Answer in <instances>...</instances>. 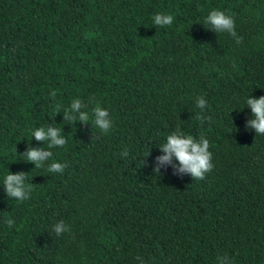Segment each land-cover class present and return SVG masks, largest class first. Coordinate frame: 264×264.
Returning <instances> with one entry per match:
<instances>
[{"label":"trees","instance_id":"16d2710c","mask_svg":"<svg viewBox=\"0 0 264 264\" xmlns=\"http://www.w3.org/2000/svg\"><path fill=\"white\" fill-rule=\"evenodd\" d=\"M212 10L241 43L204 24ZM157 13L173 23L155 26ZM249 96H264V0H0V264H264V135L247 128ZM75 99L106 109L112 129L65 121ZM39 127L67 143L47 149ZM177 128L209 141L203 179L154 173ZM43 147V167L22 160ZM9 171L28 173V200L6 196ZM59 221L70 231L56 236Z\"/></svg>","mask_w":264,"mask_h":264},{"label":"clouds","instance_id":"9594fccd","mask_svg":"<svg viewBox=\"0 0 264 264\" xmlns=\"http://www.w3.org/2000/svg\"><path fill=\"white\" fill-rule=\"evenodd\" d=\"M172 23V15L157 13L153 16V24L157 27L163 28L170 26ZM204 24L208 28L214 29L217 33H228L238 44L242 41V37L237 36L235 31L234 19L223 11L212 10L205 18ZM51 95L55 98L56 93L52 92ZM206 104L207 102L203 97L196 98V106L201 110L205 108ZM246 104L247 107L251 108L253 116V119L247 122V128H254L256 135H264V96L258 99L249 96L246 99ZM82 107H85V105L81 103L80 99L73 100L70 109H66L64 112L65 121L75 122L78 119L87 123L91 119L94 127L102 133H108L112 129L113 124L106 109L96 105L92 107L90 114L89 112L80 111ZM70 112H79V115L75 117L70 115ZM31 134L37 141L46 142L47 149L62 148L67 143V140L61 134L60 127H48L47 130H45V127H39L33 130ZM160 148L164 155L156 158V166L153 168L154 173H160V166L172 165L174 169L178 168L180 173H188L192 179L200 180L205 177L206 173L213 170L214 165L212 163V153L209 151V141L203 136L197 140L191 135H185L177 128L176 131L166 137V142L161 144ZM52 155L53 153L44 147L40 149L29 148L26 152L20 154L23 157L22 160L31 162L35 165V168L43 167ZM123 155L127 156V151ZM173 160L177 161L178 164L173 163ZM66 167L67 163L52 162L48 164L47 171L62 174ZM27 179L28 173L18 172L12 174L9 171L3 179L6 196L18 202L28 200L32 187L26 185ZM6 223L11 228L15 222L12 219H7ZM52 230L56 236L70 231L63 221L54 224ZM137 259L140 258L137 257Z\"/></svg>","mask_w":264,"mask_h":264}]
</instances>
